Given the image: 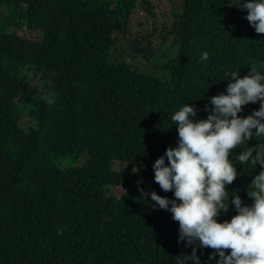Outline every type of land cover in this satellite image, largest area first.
I'll return each mask as SVG.
<instances>
[{
	"label": "trees",
	"instance_id": "16d2710c",
	"mask_svg": "<svg viewBox=\"0 0 264 264\" xmlns=\"http://www.w3.org/2000/svg\"><path fill=\"white\" fill-rule=\"evenodd\" d=\"M177 1L179 11L170 0L169 10L161 0H0V264H177L191 254L178 222L142 192L172 198L152 170L176 146L172 115L188 104L206 118L226 73L264 63V34L232 0ZM237 171L230 191L250 205L249 169ZM115 187L124 191L106 194ZM234 215L230 206L220 220ZM213 251L198 248L201 264H214Z\"/></svg>",
	"mask_w": 264,
	"mask_h": 264
},
{
	"label": "clouds",
	"instance_id": "9594fccd",
	"mask_svg": "<svg viewBox=\"0 0 264 264\" xmlns=\"http://www.w3.org/2000/svg\"><path fill=\"white\" fill-rule=\"evenodd\" d=\"M230 7L246 11L249 25L264 34V0H232ZM208 59L202 52L200 62ZM248 68L243 77L238 69L226 73V91L209 98L206 118L197 119L199 109L188 104L176 110L171 117L176 146L152 164L154 182L172 198L154 190L142 193L154 202L153 210L171 214L178 222V243L192 249L177 264H201L198 248L214 250L208 256L214 264H264V63ZM250 103L259 109L240 115ZM237 164L249 169L250 205L229 188L241 175ZM257 165L260 171L254 174ZM230 206L236 215L221 221Z\"/></svg>",
	"mask_w": 264,
	"mask_h": 264
},
{
	"label": "rangeland",
	"instance_id": "374dc122",
	"mask_svg": "<svg viewBox=\"0 0 264 264\" xmlns=\"http://www.w3.org/2000/svg\"><path fill=\"white\" fill-rule=\"evenodd\" d=\"M171 1V4H173V10L174 11H179L180 9L178 8L179 6H180V4H179V2L177 1V0H170ZM167 2H168V0H161V5L165 8V9H168V6H167ZM169 10V9H168ZM138 20H140V21H145V19H144V12L143 11H141V12H139L138 11V13L134 16V20H133V22H132V25H133V28H134V30H133V32H135L136 30H138V27H137V21ZM149 23V22H148ZM19 29V32L20 33H22V31H23V29H20V28H18ZM166 46L167 45H164V46H162L161 47V49H160V51L158 52V53H156L157 55L158 54H161V52L162 51H164L165 49L164 48H166ZM130 59H129V61L132 59V60H134L135 62V64H138V66L140 65V62L138 61V57L137 56H135V55H130V57H129ZM80 164V163H79ZM124 190L121 188V187H115V188H108V189H106V194L107 195H111V194H113V195H116V196H119L122 192H123Z\"/></svg>",
	"mask_w": 264,
	"mask_h": 264
}]
</instances>
